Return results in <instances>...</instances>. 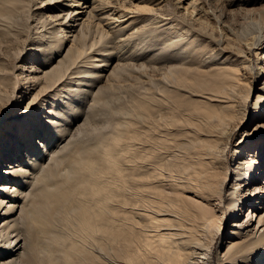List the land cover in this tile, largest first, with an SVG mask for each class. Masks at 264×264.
<instances>
[{"label":"bare ground","instance_id":"6f19581e","mask_svg":"<svg viewBox=\"0 0 264 264\" xmlns=\"http://www.w3.org/2000/svg\"><path fill=\"white\" fill-rule=\"evenodd\" d=\"M35 1L0 0V264H264L263 11Z\"/></svg>","mask_w":264,"mask_h":264},{"label":"rangeland","instance_id":"374dc122","mask_svg":"<svg viewBox=\"0 0 264 264\" xmlns=\"http://www.w3.org/2000/svg\"><path fill=\"white\" fill-rule=\"evenodd\" d=\"M231 0H223V1H215V8L217 9V6L219 5V9L222 8L224 14L226 15L225 17V20L229 21L230 23H232L233 25H235L237 28L240 27L241 25H245L246 27L249 26V27H253L254 25H251L250 23L252 22L253 18H256V20L260 19L259 15H260V11H263L261 14L264 18V0H258V1H254V0H235L236 2H230ZM46 1L45 0H36L35 1V4L32 3V8H31V11H32V14L35 15L34 17L35 18H38L40 17V15H38V9L44 5ZM42 3V4H41ZM213 6V7H214ZM18 10H21V7L18 8ZM38 10V11H37ZM251 10L252 11V15H250V13L248 14V11ZM242 11H247V14L242 13ZM37 12V13H36ZM31 13V12H30ZM257 14V15H256ZM44 15V14H43ZM246 15V16H245ZM37 16V17H36ZM248 16V17H247ZM261 16V17H262ZM33 17V16H32ZM247 17V19L245 18ZM252 17V19H251ZM245 18V19H243ZM32 18L30 17V20ZM31 24H34L33 21L31 20L30 21ZM5 22H2L1 21V24H4ZM14 30V28H13ZM26 32V33H25ZM14 33H15V30H14ZM28 33H31V34H28ZM0 34H1V31H0ZM24 34H28L29 38H26L27 41L25 42L24 44V47H22V52L20 54V58L16 61L15 60V57H10L8 58L7 60V64L10 66L9 67V70L10 73H9V76L12 77V75H14L16 77V75H19L17 78H16V81L19 82L21 80V75H20V70L19 69H16V67L12 70L13 66L15 64L18 65H28V61L31 59V49H32V45L34 44V41H33V38H32V34H33V31L31 30V32H28V31H24L22 36ZM24 37V36H23ZM152 37V38H150ZM25 38V37H24ZM150 39H153V36H148L147 39L149 40ZM0 39L1 38V35H0ZM146 40L145 43H149L151 40ZM0 44L1 45H4L5 43H3L2 41H0ZM15 46V42L12 43L10 45L9 48L13 49V47ZM150 53V51H149ZM128 56V55H127ZM16 61V63H15ZM128 61L130 63H132L133 61L135 60H131V59H126L125 62ZM40 65V64H39ZM12 66V67H11ZM43 68V67H42ZM12 71V72H11ZM13 73V74H12ZM11 81L13 82L14 84V79H11ZM11 86V89H9L10 91L12 90L13 88V85H10ZM8 90V91H9ZM258 92L256 90H254L252 92V95H251V98H250V102L249 104H252L255 99H256V96H257ZM29 99H25L23 101L20 102L18 108L16 109H13L12 112L10 113V115H12V113H14L15 111H21L24 109V107L26 106V103ZM255 117H253L250 113V117L248 119L249 121V125H248V128L245 126L241 127V129H239L237 131L236 134H234V136L232 137L231 139V142H230V149H229V152H228V159H229V163L232 164L233 163V155H232V148L234 147V145L236 144V142L239 140V136L244 132V130L247 128L248 131L252 132V130H254L255 128V124H256V118L254 119ZM6 124H3V123H0V132L3 130V127L5 126ZM102 127V125H100V128ZM256 147V145H254ZM254 147V148H255ZM232 183V182H231ZM227 185H230V180L228 181ZM259 185H261V187L264 185V183L261 182L259 183ZM244 214V212H243ZM245 214H246V211H245ZM2 219V218H1ZM0 219V220H1ZM245 218H242L241 220H244ZM255 219V217H254ZM229 224H230V221L229 219L226 217L225 221H224V224H223V230H222V234H220L218 236V239H217V242H216V251H215V254L216 255H219L220 251H222V249L225 247V243L229 240V234H230V228H229Z\"/></svg>","mask_w":264,"mask_h":264}]
</instances>
